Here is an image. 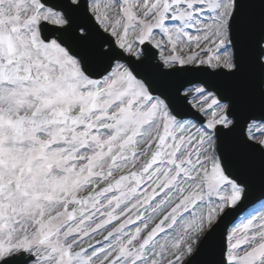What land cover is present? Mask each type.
<instances>
[{
  "label": "snow or ice",
  "instance_id": "obj_1",
  "mask_svg": "<svg viewBox=\"0 0 264 264\" xmlns=\"http://www.w3.org/2000/svg\"><path fill=\"white\" fill-rule=\"evenodd\" d=\"M0 264H264V0H0Z\"/></svg>",
  "mask_w": 264,
  "mask_h": 264
},
{
  "label": "water",
  "instance_id": "obj_2",
  "mask_svg": "<svg viewBox=\"0 0 264 264\" xmlns=\"http://www.w3.org/2000/svg\"><path fill=\"white\" fill-rule=\"evenodd\" d=\"M257 202V201H256Z\"/></svg>",
  "mask_w": 264,
  "mask_h": 264
}]
</instances>
